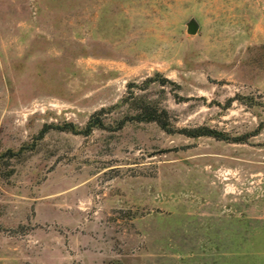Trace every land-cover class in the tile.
I'll use <instances>...</instances> for the list:
<instances>
[{
  "label": "rangeland",
  "instance_id": "1",
  "mask_svg": "<svg viewBox=\"0 0 264 264\" xmlns=\"http://www.w3.org/2000/svg\"><path fill=\"white\" fill-rule=\"evenodd\" d=\"M0 264H264V0H0Z\"/></svg>",
  "mask_w": 264,
  "mask_h": 264
},
{
  "label": "trees",
  "instance_id": "2",
  "mask_svg": "<svg viewBox=\"0 0 264 264\" xmlns=\"http://www.w3.org/2000/svg\"><path fill=\"white\" fill-rule=\"evenodd\" d=\"M96 113H98V111L93 113L91 115V118H94ZM135 117L137 120L155 121L161 128H163L166 131L169 132L176 131L169 121L167 110L163 107H159L156 104L146 103L143 106H138V112L137 114H135ZM91 118L87 121L85 128L82 130L85 133L89 132L93 126L100 127L103 125L101 120H92ZM177 131L190 136L212 135L219 138L223 137L221 132L205 125H197L193 127H181L178 128ZM237 139H241V138H237Z\"/></svg>",
  "mask_w": 264,
  "mask_h": 264
},
{
  "label": "water",
  "instance_id": "3",
  "mask_svg": "<svg viewBox=\"0 0 264 264\" xmlns=\"http://www.w3.org/2000/svg\"><path fill=\"white\" fill-rule=\"evenodd\" d=\"M196 25L194 23H189L187 25V31L190 32V33H193L196 31Z\"/></svg>",
  "mask_w": 264,
  "mask_h": 264
}]
</instances>
